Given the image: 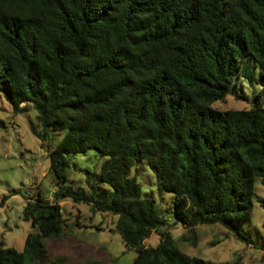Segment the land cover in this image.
I'll return each mask as SVG.
<instances>
[{
    "label": "trees",
    "instance_id": "obj_1",
    "mask_svg": "<svg viewBox=\"0 0 264 264\" xmlns=\"http://www.w3.org/2000/svg\"><path fill=\"white\" fill-rule=\"evenodd\" d=\"M257 67L264 86V0H0V89L15 112L36 110L43 141L66 131L49 151L54 200L27 197L32 230L22 251L0 244V264H47L45 239L63 236L67 198L117 216L137 251L131 264L203 263L175 246L130 176L134 163L174 193L176 224L220 223L252 244L243 226L256 179L264 184V102L213 104L253 82ZM91 148L105 162L86 190L67 170L69 156ZM153 231L161 241L146 246Z\"/></svg>",
    "mask_w": 264,
    "mask_h": 264
},
{
    "label": "rangeland",
    "instance_id": "obj_2",
    "mask_svg": "<svg viewBox=\"0 0 264 264\" xmlns=\"http://www.w3.org/2000/svg\"><path fill=\"white\" fill-rule=\"evenodd\" d=\"M224 100L213 106L220 110L250 108L259 94L264 102V86L260 69H255L253 82L242 81ZM245 93L247 98L235 94ZM41 129L33 107L15 112L3 89H0V200L4 195L18 191L0 207V244L22 251L31 223L24 220L27 197L41 194L54 200L56 178L50 170L49 151L57 146L65 130L50 132L43 141L35 132ZM105 157L91 148L84 154L69 156L67 174L69 183L91 190L88 181L100 172ZM130 176L140 182L144 196L155 201L159 214L169 221L173 243L181 251L203 261L200 264H264V184L256 179L252 213L243 230L252 244L240 240L220 223H203L190 229L175 223L173 212L175 195L160 192L154 172L144 163H134ZM66 228L60 238L45 239L47 264H131L137 256L134 248L126 246L115 230L117 216L110 213H93L89 205L67 198L62 201ZM99 226V228H97ZM161 236L153 231L144 241L146 246H156ZM60 262V261H59Z\"/></svg>",
    "mask_w": 264,
    "mask_h": 264
}]
</instances>
